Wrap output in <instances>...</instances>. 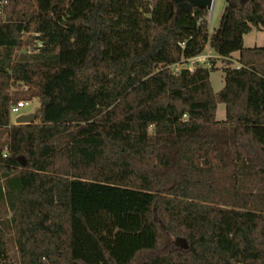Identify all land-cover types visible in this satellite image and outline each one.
Masks as SVG:
<instances>
[{
    "label": "trees",
    "instance_id": "trees-1",
    "mask_svg": "<svg viewBox=\"0 0 264 264\" xmlns=\"http://www.w3.org/2000/svg\"><path fill=\"white\" fill-rule=\"evenodd\" d=\"M206 14L172 0H7L0 264H264V45H243L264 30V0H225L213 33ZM207 45L225 62L217 93L214 64L172 69ZM33 98L37 119L10 124V105Z\"/></svg>",
    "mask_w": 264,
    "mask_h": 264
},
{
    "label": "rangeland",
    "instance_id": "rangeland-1",
    "mask_svg": "<svg viewBox=\"0 0 264 264\" xmlns=\"http://www.w3.org/2000/svg\"><path fill=\"white\" fill-rule=\"evenodd\" d=\"M225 5V0H214L212 4V8L206 9V21H207V30L209 33H213L215 29H217L220 18L222 15V11ZM243 45L245 47H261L264 45V30L263 29H256L253 28L249 33L245 34L243 36ZM31 49L29 46H22L21 49L16 50V54L20 53H26L28 50ZM237 58V53H234L231 58H229L231 61V66L235 65ZM215 66V70L210 73V83L213 92L217 93L219 92L223 87V67L225 66V62L222 61V59H214L212 60ZM20 92H27V89L23 90V87L20 89ZM25 100V99H23ZM39 109V102L36 98H33L30 101H27V105L20 109L18 114H12L10 116V124H14V121L16 119L17 115H23V114H32L35 112H38ZM225 118V107L223 104H218L216 109V120L222 121ZM37 119V116L34 120ZM9 216V214H8ZM182 241V243L180 242ZM179 244L184 245V240L179 239ZM4 248L7 253V256L9 260H11L13 263L16 262L17 259V249L15 247V244L13 241L5 240L4 242Z\"/></svg>",
    "mask_w": 264,
    "mask_h": 264
},
{
    "label": "built area",
    "instance_id": "built-area-1",
    "mask_svg": "<svg viewBox=\"0 0 264 264\" xmlns=\"http://www.w3.org/2000/svg\"><path fill=\"white\" fill-rule=\"evenodd\" d=\"M6 2L7 0H0V18L3 16V12H4V8L6 6ZM41 47V43L39 41L36 42L35 44V49H29L27 53H31V52H37V48ZM33 50V51H32ZM221 59V57H219L218 55H216L213 50L207 45L204 49V51L193 57L188 59L187 61L181 63V64H176L172 67L174 72H179L182 68H187L189 70H192L195 66H203V67H210L212 60L214 59ZM233 67L235 68H239L240 65L238 63H235V65H233ZM26 87H23V90H25ZM27 105V101L25 100H19L17 101L15 104L10 105L9 108V114L10 116L12 114H18V112L20 111L21 108L25 107ZM20 116L17 115L16 118ZM185 118V116H184Z\"/></svg>",
    "mask_w": 264,
    "mask_h": 264
},
{
    "label": "water",
    "instance_id": "water-1",
    "mask_svg": "<svg viewBox=\"0 0 264 264\" xmlns=\"http://www.w3.org/2000/svg\"><path fill=\"white\" fill-rule=\"evenodd\" d=\"M172 1L177 2V3L186 2L192 6H195L201 9H210L212 7L214 0H172ZM37 115H38L37 112L32 113V114L20 115L15 119L14 124L16 125L29 124L36 118ZM180 242L182 243V241Z\"/></svg>",
    "mask_w": 264,
    "mask_h": 264
},
{
    "label": "bare ground",
    "instance_id": "bare-ground-1",
    "mask_svg": "<svg viewBox=\"0 0 264 264\" xmlns=\"http://www.w3.org/2000/svg\"><path fill=\"white\" fill-rule=\"evenodd\" d=\"M212 8V7H211Z\"/></svg>",
    "mask_w": 264,
    "mask_h": 264
}]
</instances>
